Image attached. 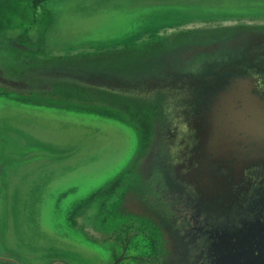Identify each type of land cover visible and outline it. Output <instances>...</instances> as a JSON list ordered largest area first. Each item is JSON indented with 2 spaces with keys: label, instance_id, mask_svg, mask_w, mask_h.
Returning <instances> with one entry per match:
<instances>
[{
  "label": "rangeland",
  "instance_id": "374dc122",
  "mask_svg": "<svg viewBox=\"0 0 264 264\" xmlns=\"http://www.w3.org/2000/svg\"><path fill=\"white\" fill-rule=\"evenodd\" d=\"M34 3L0 0V15L17 22ZM43 7L46 42L56 53L118 47L183 24L264 27V0H50ZM0 32L20 36L2 23ZM226 52L261 55L264 42L246 39ZM15 60L0 47V69ZM17 96L0 92V257L10 259L0 264H158L170 236L133 219L140 212L127 202L143 195V183L131 182L121 198L110 190L135 155L139 132L118 119Z\"/></svg>",
  "mask_w": 264,
  "mask_h": 264
},
{
  "label": "water",
  "instance_id": "95a60500",
  "mask_svg": "<svg viewBox=\"0 0 264 264\" xmlns=\"http://www.w3.org/2000/svg\"><path fill=\"white\" fill-rule=\"evenodd\" d=\"M197 25L215 26L211 23ZM231 25L254 26L261 30H252L227 44H223V40L215 44L205 42L206 47L198 52L195 65L185 69L173 87L174 103L168 112L169 128L162 147L160 150L154 147L152 151H157L156 155L142 166V170L151 171L155 177L163 174L162 180L153 183L166 185L167 192L171 193L167 202L162 199L163 206L167 204L166 209L173 215L172 222L174 219L172 229H165L170 236L171 249L166 250L158 264H170V260L173 264H177L176 261L181 264H264V243L260 241L264 240V209L261 210L264 208V53L250 52L227 58L226 52V48L246 43V39L264 42V32L263 26ZM184 26L192 25L176 28ZM35 70L39 75L35 81L17 78L20 86L15 89L16 93L30 95V91L36 97L52 98L53 83L65 81H80L93 87L101 84L127 95L150 93L155 89V86L149 87L148 82H131L109 72L92 73L83 68L69 70L43 64ZM8 76L7 68L0 69V84L7 86ZM186 79L191 82L187 84ZM158 157L161 164H155L154 158ZM129 165L119 175L129 169ZM142 175L140 172L133 181L148 184L152 191L150 197L155 199V192L161 187L152 188L151 182L143 180ZM145 188L148 189L147 185ZM128 194L129 190L124 187L111 190L113 198ZM127 199L139 210L137 216L148 218L144 209L151 203L144 195ZM184 206L189 212L188 218L182 216ZM234 216L247 218L246 230L235 231L230 222ZM178 222L187 233L182 239L177 236ZM240 241H246L248 247ZM255 248H260V255L254 258L250 252ZM244 255L248 256L246 260ZM113 264H121V258Z\"/></svg>",
  "mask_w": 264,
  "mask_h": 264
},
{
  "label": "trees",
  "instance_id": "16d2710c",
  "mask_svg": "<svg viewBox=\"0 0 264 264\" xmlns=\"http://www.w3.org/2000/svg\"><path fill=\"white\" fill-rule=\"evenodd\" d=\"M46 1L50 0H35V8L32 7L29 10L31 15L29 16L27 13L22 12L17 22L9 20L6 15H0V23L11 30H15L16 27L18 31L20 30V36L0 32V47L17 60H15L17 63L15 66L7 68L10 75L8 79L23 77L26 80L35 81L39 77L35 69L39 64H43L69 70L83 68L92 73L109 72L111 75L128 79L131 82H148L149 87L155 86V89L150 93L142 94L136 92L132 95H127L117 90L106 89L101 84L93 87L80 81H65L53 83L54 89L51 93H53L52 96L54 97L52 98L36 97L30 91V95L18 94V96L33 104L63 109H78L118 119L135 128L140 134L139 147L129 163V169L110 184V190L116 191L121 187L130 190L131 182L136 177L138 178L140 172H142L143 180H149L151 185L161 188L155 192L157 197L152 199L150 197L152 194L150 186L143 184L142 192L144 198H147L151 203L149 208L144 209L149 218L140 217L137 214L132 215V218L141 221L148 220V222L152 223V227L156 229L171 230L174 224V219L173 222L171 219L173 215L169 213V209H166L167 204L166 207L163 206L164 202L162 201L164 199L167 202L171 193L167 192L166 185L153 183L157 180H162L163 174L160 177H155L151 171L149 173V171L142 170V166L152 160L157 152L152 151L153 148L159 149L162 147V144L158 146V140L163 142V137L165 138L167 135L170 121H167V118L169 109L174 103L171 94H173L176 80L185 69L195 65L196 58L199 55L198 52L203 47H206L204 44L207 40L214 44L219 42L217 40H220V42L224 41L223 44H227L229 40L235 41L233 39L245 37L252 30L260 28L245 25L184 26L169 28L138 40L133 38L118 47L96 50L94 52L74 50L66 55H56V52L52 51L46 42V38L51 34L49 32L48 12H44L43 7V2ZM261 28L262 30L264 29V27ZM33 34H36V38L31 40L30 37ZM18 83L15 84V87H12L10 82L7 83V86L0 84V92L6 94L9 91L15 92V89L20 86ZM168 154L165 156L167 157ZM154 160L155 164H161L162 162L161 157L154 158ZM156 178L157 180H154ZM146 185L148 189L145 188ZM188 187L193 189L191 185H188ZM161 193L166 195L163 196ZM263 209L262 207L261 210ZM181 212L182 216L188 218L189 212L188 210L186 211L185 206L181 208ZM246 219V217L238 219L234 216V219L230 221L231 226L233 223L236 232L238 228H245L246 230ZM223 220L225 222L227 219L224 218ZM177 225L179 227L177 236L182 239L187 233H185L183 225L180 227L179 222ZM234 229L232 227V231ZM199 237L200 235L196 239ZM260 241L264 243V240ZM240 242L245 248L248 247L246 241ZM250 253L255 258V256L260 255V248H255L254 252ZM120 255H123V258L126 257L124 253ZM247 257V255H244L243 258L246 260ZM3 263L16 264L12 261ZM168 263L173 264L174 261L170 260Z\"/></svg>",
  "mask_w": 264,
  "mask_h": 264
}]
</instances>
